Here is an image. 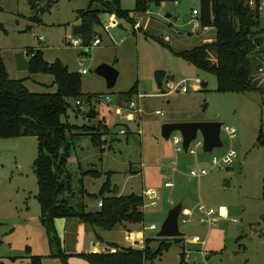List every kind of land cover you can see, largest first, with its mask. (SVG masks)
Masks as SVG:
<instances>
[{"label": "rangeland", "instance_id": "obj_1", "mask_svg": "<svg viewBox=\"0 0 264 264\" xmlns=\"http://www.w3.org/2000/svg\"><path fill=\"white\" fill-rule=\"evenodd\" d=\"M120 2L129 11L135 7V0ZM89 3L90 0H57L42 16V23L36 24L30 19L33 11L28 0H1L0 22L7 33L0 30V51L10 76L26 78L29 89L36 93L56 91L52 75L33 74L17 68V53L34 46L43 50L49 62L60 60L70 71L86 69V74L81 73L82 92L84 96L91 94L93 101L83 99L81 113L70 109L66 119L80 126H95L105 121L111 129L106 137V152L95 147L89 137L75 141L76 150L68 164L73 192L70 204L77 208L82 201L90 208H97L100 198L94 195L99 194L107 176H87L84 172L114 170L110 178L112 186L121 194L140 195L151 188L157 192L158 199L153 206L150 204L153 200L144 196L143 222L124 223L110 231H100V236L103 235L109 244L143 249L144 242L139 239L143 234L161 241L156 236L163 222L171 208L181 203L184 210L179 228L184 242L173 243L154 264H179L184 251L189 253L188 264H264L262 94L218 92L214 74L174 55L155 39H162L176 51L214 42L215 30L205 31L197 17L192 16V11L200 8L201 0H190L187 12L172 2L152 0L147 13H132L137 18L134 26L115 18L117 25L105 30L104 25L110 21L103 18L102 25L94 28L92 39L101 38L99 46L91 42L89 46L72 47L68 37L74 36L73 26L79 23L75 13L87 8ZM260 21L263 28L264 6ZM146 33L154 37L147 38ZM40 36L44 41L39 40ZM76 37L83 42L81 36ZM102 64L111 65L119 72L111 89L106 79L95 72ZM158 70L167 73L161 86L155 81ZM256 76L264 86V65ZM196 79L201 83H196ZM182 82H186L187 93L169 94L172 85ZM136 83L139 92L132 98L139 102L141 117L127 122L134 133L120 134L121 129L126 130V121L116 114V108ZM100 95L103 96L101 100L97 99ZM108 98L111 101L108 102ZM91 109L96 111V118L87 117ZM171 117L178 122H222L224 146L216 148L211 155L206 154L203 146L196 147L202 141L199 136L191 144L195 154L177 150L173 136L180 137V133L175 132L168 141L161 134L160 119L169 121ZM225 127L234 128L237 137L231 139ZM114 138L121 144L110 148ZM231 152L236 156L228 164L225 160ZM37 156L38 141L34 136L0 138V264H35L30 256H43V260H48L53 259L51 253L57 252V246L51 245L42 225L41 207L36 198L38 184L33 165ZM193 170H205L206 174L195 177L191 175ZM167 182L173 186L166 187ZM201 206L205 207V212H201ZM208 210H215V213L208 217ZM153 224L157 227L155 230H144ZM56 230L63 250L75 252L63 228L56 226ZM118 241L122 244L115 243ZM160 241L154 244V249ZM74 262L86 261L75 257L70 264Z\"/></svg>", "mask_w": 264, "mask_h": 264}, {"label": "trees", "instance_id": "obj_2", "mask_svg": "<svg viewBox=\"0 0 264 264\" xmlns=\"http://www.w3.org/2000/svg\"><path fill=\"white\" fill-rule=\"evenodd\" d=\"M28 1L33 11L30 19L36 24L42 23V16L57 2V0ZM151 1L135 0L134 9L129 11L121 6L120 0H90L87 8L76 11V20L87 22L95 28L102 25L104 14H110L134 26L137 22L132 13H146ZM255 1L256 5L253 7L249 5V0H201L197 19L203 29L215 30L216 38L212 43L176 51L162 39L157 37L155 39L174 55L214 74L217 78L218 92H260L264 101V86L256 76L264 65V27H261L260 21L262 0ZM2 10L0 0V12ZM0 30L7 33L1 22ZM146 37L154 36L146 33ZM92 39L88 46L91 45ZM25 52L31 64L29 71L33 74L52 75L54 77L52 86L56 87V91L36 93L29 89L26 78H12L0 51V138L27 136L37 138L38 156L33 168L37 176L36 198L41 207V221L51 245L57 246V252L51 253L50 257H58L63 264H68L71 255L62 248L56 230L57 219L76 218L92 227L97 238L101 239L100 231H110L124 223L143 222L145 197L137 193L115 194L110 179L114 172L110 171L106 173L107 179L99 194L94 195L101 198L103 203L99 209L88 210L83 202H79L77 208L70 204L73 192L72 173L68 170V161L76 150L75 141L89 137L95 147L105 152L108 144L106 137L111 133V129L105 121H100L95 126L88 124L80 126L69 122L66 118L69 117L70 109L75 113H81L83 99L90 103L93 101L91 94L84 96L82 92L81 72L70 71L60 60L47 61L42 49L27 47ZM137 93L138 83L123 97L132 98ZM77 101L82 103L81 106L77 105ZM72 102L76 104L73 105ZM125 132L129 133L127 130ZM110 148H113L112 144ZM84 174L93 177L103 175L97 169L87 170ZM153 241L147 239L143 249L111 244L115 248L114 251L80 252L73 255L89 264H154L173 243H182L184 238H161V241L157 239L160 242L156 249L151 247ZM30 258L33 263L42 264L43 256ZM179 264H188L185 251L181 254Z\"/></svg>", "mask_w": 264, "mask_h": 264}, {"label": "water", "instance_id": "obj_3", "mask_svg": "<svg viewBox=\"0 0 264 264\" xmlns=\"http://www.w3.org/2000/svg\"><path fill=\"white\" fill-rule=\"evenodd\" d=\"M190 0H181L179 5L180 10L187 12L189 10ZM110 14H105V18H110ZM120 28L124 29L122 25ZM94 28L87 22H81L79 25L73 26V35L81 36L83 44L88 46L93 35ZM17 68L19 70H29L31 67L30 60H27L24 52L17 53L16 55ZM98 75L102 76L107 81L108 88H113L117 82L119 72L108 64L100 65L96 71ZM166 71L158 70L155 73V81L158 86L163 84L166 77ZM129 100V98H127ZM89 119L97 117L94 109L87 113ZM161 125V134L165 140H170L171 136L178 132L182 138V148L185 153H188L190 145L197 140L199 136L202 137V146L204 153L211 155L216 148L223 147L224 144L221 140V129L223 123L220 121H197V122H166L164 119L159 121ZM183 206L181 203L175 205L169 211L167 218L163 222L161 229L158 233L159 238H179L184 234L179 228V219L182 214Z\"/></svg>", "mask_w": 264, "mask_h": 264}, {"label": "crops", "instance_id": "obj_4", "mask_svg": "<svg viewBox=\"0 0 264 264\" xmlns=\"http://www.w3.org/2000/svg\"><path fill=\"white\" fill-rule=\"evenodd\" d=\"M147 13V12H146ZM140 15L141 14H145V13H139ZM103 18H105V14L103 15ZM115 19L116 17H115V15H111V18L110 19ZM105 19H107V18H105ZM110 19H108V20H110ZM137 19V18H136ZM143 19V17H140V20H142ZM75 20H76V13H75ZM81 23V21H79V23H76V24H74V26L75 25H79ZM141 26H140V24H139V28H140ZM209 30H213V29H209V28H206L205 29V31H209ZM41 37H43V36H40V38ZM40 38H39V40H40ZM148 38V37H147ZM40 41H44V39L43 40H40ZM35 48H38V47H36V46H34ZM39 49V48H38ZM24 53H25V55H26V58H27V60H29V57L27 56V54H26V52H25V50L23 51ZM2 54V53H1ZM3 56V55H2ZM4 58V57H3ZM5 61V60H4ZM80 72V71H79ZM167 75V74H166ZM165 80V79H164ZM169 81V80H168ZM138 92H139V90H138ZM128 100H127V98H125V97H123L122 98V101L119 103V106H121V105H124V103H126ZM139 103V102H138ZM118 108V107H117ZM116 108V109H117ZM117 114V113H116ZM139 117H141L139 114H134V115H132V116H130L128 119H125V121H126V123H125V125H126V130L130 133V132H132V133H134V131H132L131 130V128H130V126L127 124V122H131V121H136V120H138L139 119ZM173 117H171L170 119H169V121H166V122H176V121H178V120H176V119H172ZM115 139H117V138H115ZM121 141L120 140H112L111 141V144H112V146H113V148H116L117 147V144H118V146L121 144L120 143ZM107 148H108V144H107V146H106V150H105V152L107 151ZM71 158V157H70ZM68 164H69V161H68ZM101 172H102V174H105L106 176H107V172H110V171H112V172H115L114 170H110V169H108V170H104V169H102V170H100ZM102 176V175H101ZM114 188V193L115 194H117V195H125V194H121L120 193V191H119V189H117V187L115 186V187H113ZM144 192L145 191H143V193L141 194V195H143L144 194ZM131 194V193H130ZM99 201H101V198L99 199ZM99 201H98V204H99ZM80 202H82V201H80ZM84 203V202H83ZM85 204V203H84ZM97 204V208H95L94 207V209L93 208H90L89 207V205L87 206V209L88 210H92V211H95V210H97V209H99V205ZM183 210H184V208H183ZM183 210H182V212H183ZM55 224H56V226H58L59 228H60V226H61V229L63 228V230H64V232H66V234H67V238L69 239V243H71V248H73L74 249V251L75 252H72V253H69V252H66V250H65V252L67 253V254H70L71 256L69 257V259H68V261H69V264H70V260H72L73 259V261H75V257L76 256H74L73 254H76V253H80V252H106V251H114L115 250V248H113L112 246H111V244H109V242L104 238V236L102 235L101 236V239H98L97 238V236H96V234H95V231H94V229L92 228V227H90V226H88L86 223H83V222H81V221H79L78 219H76V218H70V219H57L56 220V222H55ZM157 228V227H156ZM147 230L148 229V227H144V230ZM127 230V229H126ZM125 230V231H126ZM102 233V232H101ZM104 233V232H103ZM157 238H159L158 237V234H157V236H156ZM140 240H143V242H144V246H145V241L147 240V239H152V240H154L152 243H151V247L152 248H154L153 246H154V244L155 243H158V241L156 240V239H154L153 237L152 238H150L148 235H145V234H143V236L142 237H140L139 238ZM111 242V241H110ZM113 242V241H112ZM115 243H118V244H122L120 241H118V242H115ZM31 255V254H30ZM45 260H43V263L42 264H50L49 263V261H54L53 263L54 264H63L62 263V261H61V259L60 258H55V257H53V259H46V258H44ZM80 259V258H79ZM81 260H83V259H81ZM57 261H59V262H57ZM61 261V262H60ZM83 261H85V260H83ZM73 264H88L87 262H74Z\"/></svg>", "mask_w": 264, "mask_h": 264}, {"label": "built area", "instance_id": "obj_5", "mask_svg": "<svg viewBox=\"0 0 264 264\" xmlns=\"http://www.w3.org/2000/svg\"><path fill=\"white\" fill-rule=\"evenodd\" d=\"M161 1H165V2H172L176 5H180L181 3V0H161ZM249 5L250 6H255L256 5V1L255 0H249ZM264 6V0L261 1L260 3V9ZM192 16L193 17H198L199 16V9H194L192 11ZM110 23L109 24H106L104 25V28L105 30H109L110 27L112 26H116L117 25V21L115 19H110L109 20ZM44 37H41L40 40H43ZM68 44L72 47H79V46H82L83 45V42L78 39L77 37H72V36H69L68 37ZM102 43V39L101 38H95L93 41H92V45L93 46H99L100 44ZM81 73L83 74H86L87 73V70L84 69L81 71ZM196 83L200 84L201 83V80L200 79H196L195 80ZM186 82H182L181 84L177 85V86H171V90L169 92V94H172L174 92H182V93H187L188 92V89H187V86L185 85ZM97 99H103V96L100 95ZM111 101V98H108V102ZM81 102L80 101H77V105H80L81 106ZM116 113L119 115V117L123 120L125 119H128L130 116L134 115V114H139L141 113V107L139 106V103L137 101H135L133 98H129V100L124 103V105H121L119 106L117 109H116ZM157 114L159 115H162V112L161 111H157ZM225 130L228 132L229 134V137L231 139H235L237 137L236 135V130L234 128H229V127H225ZM120 134H126L125 130H120ZM173 143L174 145L177 147V150H182V138L181 136L178 137V136H173ZM199 146H202V141L201 142H198L197 146L196 147H199ZM189 152L192 153V154H195L196 153V150L191 148V145L189 147ZM236 156V154L234 152H231L228 156V158L225 160L226 163H231V158H234ZM215 160V159H214ZM206 174V171L205 170H193L191 172V175L192 176H195V177H201L202 175H205ZM166 187H172L173 186V183L171 182H167L165 184ZM143 196H149L153 202H151L150 204L153 205V206H156L157 205V202L156 200L158 199V196H157V192L154 191L153 189L149 188L147 189ZM99 207H101L103 205L102 201H99ZM146 205V204H145ZM200 210L201 212H205V207L204 206H201L200 207ZM215 213V210H208L206 211V215L208 217H211L213 214ZM204 220V219H203ZM211 220V219H209ZM184 222H186V220H184ZM213 223H216V220H214ZM148 229L150 230H155L156 229V225H151L148 227ZM189 258V253L186 252V259Z\"/></svg>", "mask_w": 264, "mask_h": 264}]
</instances>
